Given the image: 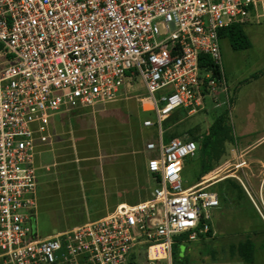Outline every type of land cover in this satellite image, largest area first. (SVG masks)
<instances>
[{
    "label": "built area",
    "instance_id": "2783aa9c",
    "mask_svg": "<svg viewBox=\"0 0 264 264\" xmlns=\"http://www.w3.org/2000/svg\"><path fill=\"white\" fill-rule=\"evenodd\" d=\"M253 19L264 22V0H0V264H130L134 255L141 264L143 248L147 264H174L177 236L210 233L219 193L183 186L199 147L165 142L163 123L180 108L205 110L208 98L229 101L220 38ZM138 76L142 109L155 114L144 127L159 136L146 145L152 198L39 237L35 158L51 119L115 102Z\"/></svg>",
    "mask_w": 264,
    "mask_h": 264
},
{
    "label": "rangeland",
    "instance_id": "374dc122",
    "mask_svg": "<svg viewBox=\"0 0 264 264\" xmlns=\"http://www.w3.org/2000/svg\"><path fill=\"white\" fill-rule=\"evenodd\" d=\"M240 26L249 41L248 49L236 51L227 36L220 38L221 70L229 89V101L220 95L219 105H215L208 98L205 110L188 114L180 108L168 119L171 122L168 131L188 132L180 139L195 140L201 147L212 123L227 112L235 138L233 144H226L224 153L219 161L213 162L208 174L203 173L201 152L187 163L183 172L185 187L199 181L220 196V206L211 210V236L209 233L198 234L196 241L189 242L188 233H184L175 239L183 252L180 258L190 262L244 264L239 247L252 242L253 255L258 258L256 264H264V22L253 19ZM4 66L0 57V70ZM125 92L126 95L115 102L51 119L63 130L59 145L55 146V141L49 139L47 148L39 151L35 158L40 168L39 237L69 230L90 220L86 215L91 214L97 197L91 183L100 175L103 184L104 175L108 173L110 179L118 173L114 171L116 168L108 165V155L117 156L114 159L132 156L128 172L133 171L138 178L144 176L142 171L147 172L141 167V159L145 158L147 162L149 154L145 147L149 142L157 144L159 136L155 127L144 128L142 124L145 119L154 121L155 114L142 112L139 99L146 91L139 76L128 81ZM145 104L149 106L148 101ZM50 134H53L52 128ZM125 163L118 164L124 169ZM129 176L130 181L134 179L132 174ZM228 179L238 186L229 184ZM151 186L157 185L151 181ZM224 193L227 194L225 198ZM141 252V264H147L146 248ZM139 262L140 257L134 255L130 264Z\"/></svg>",
    "mask_w": 264,
    "mask_h": 264
},
{
    "label": "crops",
    "instance_id": "0c3cea01",
    "mask_svg": "<svg viewBox=\"0 0 264 264\" xmlns=\"http://www.w3.org/2000/svg\"><path fill=\"white\" fill-rule=\"evenodd\" d=\"M145 96H146V93H145ZM142 112H143V114H148L151 111H142ZM68 114H70V113H66L65 115H68ZM58 115H60V114H58ZM146 120H148V119H145L144 121H146ZM144 121L142 124L143 127H144ZM50 126H52V127H50V129L52 128V132H53V134L51 136L52 142L55 141V143H56L55 146H57V145H59V143L61 141L62 130H63L62 126L61 125L55 126L54 121H53V123L51 121ZM144 128H146V127H144ZM70 131L73 132V130H70ZM53 136H54L55 140H53ZM163 139H164V137H163ZM174 139H176V138H174ZM177 139H180V138H177ZM187 140H191V139H185L184 141H187ZM164 141H165V139H164ZM165 142H169V141H165ZM46 148L47 147L42 148L41 151H44V149H46ZM50 149L52 150V148H50ZM145 149H146V147H145ZM145 151H146V153H148L147 149ZM198 154H199V150H198L197 155L194 158H187L185 160V163H184L185 166H184L183 172L186 169L187 163L190 160H195V158L198 157ZM116 157H113L112 155H108V157H106V158L111 159V160L109 159V161H107V163H109L108 164L109 166L111 165L110 167L116 168L114 171L118 172V173L111 176L110 179H108L109 178L108 173H107V176L104 175L105 182L103 184H101L102 181H100L101 179H99L100 175L96 176L94 178V182L91 183V186L93 187L92 191L97 197L95 199L96 204L93 205L91 214L87 213V215H86V217L88 219H90L89 221L97 220V219H100L102 217L107 216L108 214L112 213L121 204L136 205L139 203L146 202L152 198L153 192H154L155 188L157 187L156 186L153 188L151 186V181H154L155 183H156V181H155L154 177L148 171V160L146 162L144 160L145 158L141 159L142 169L147 170V172L142 171L144 173V176L142 174V176L141 177L139 176V178H138V176H137L138 174L136 175L132 171L131 174L133 175L134 179H131V181H130L129 177H131V176H129V175H131V174H130V172H128V167H129V164L131 162H133V157L126 155L122 159H121V156H120V159H114ZM147 158H149V157L147 156ZM121 161L127 162V163H125L124 169H123L122 164L121 165L118 164ZM123 170H125V171L123 172ZM183 172H182V183L184 186ZM130 182L133 184L130 185ZM156 185H157V183H156ZM194 185H192V186H194ZM192 186H188V187L184 186V187L189 188ZM131 193H134L135 196L131 197L130 196ZM101 196L103 197V199L100 198ZM36 230H37V220H36ZM37 233H38V230H37ZM209 234L211 236L212 232H210ZM50 235H52V234H48V236H50ZM176 244H178V243H176ZM257 259H258L257 256L254 255L252 262H250V263L245 262L244 264H256ZM173 261H174V259H173ZM191 262H193V261H191ZM199 262H201V261H199ZM202 263H205V262H202Z\"/></svg>",
    "mask_w": 264,
    "mask_h": 264
},
{
    "label": "trees",
    "instance_id": "16d2710c",
    "mask_svg": "<svg viewBox=\"0 0 264 264\" xmlns=\"http://www.w3.org/2000/svg\"><path fill=\"white\" fill-rule=\"evenodd\" d=\"M222 35L229 38L232 48L236 51L246 50L250 47L249 41L243 31V28L239 25H234L226 28L222 32ZM183 113L188 112L184 111ZM171 116L168 119H170ZM168 119H166L163 123V137L165 141H170L174 138H180L182 135L188 134V132L181 134L176 130H174L173 132L168 131L167 128L171 126V122ZM234 142L235 138L233 129L227 118V112H225L215 119V121L210 126L208 135L203 140L201 147L198 146L199 153L201 152L203 158L202 169L204 174H208L210 171H212L213 162L219 161L222 154L224 153L226 144H233ZM228 183L232 186H238L236 185L235 181L231 179H228ZM238 188L242 193L244 192V190L241 189L240 185ZM242 193L239 194L241 195ZM226 195V193L222 194L223 198H225ZM253 250L254 244L252 242H246L244 245H241L239 247V253L245 262H252L254 256ZM180 257H183V252H181V245L176 244L173 251L174 264H189V260Z\"/></svg>",
    "mask_w": 264,
    "mask_h": 264
}]
</instances>
